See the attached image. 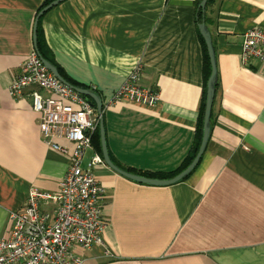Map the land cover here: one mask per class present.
I'll return each instance as SVG.
<instances>
[{
    "label": "crops",
    "instance_id": "obj_1",
    "mask_svg": "<svg viewBox=\"0 0 264 264\" xmlns=\"http://www.w3.org/2000/svg\"><path fill=\"white\" fill-rule=\"evenodd\" d=\"M196 1L66 0L44 14L45 42L58 66L105 103L108 149L120 168L172 174L193 149L204 96ZM44 2L0 0V240L30 189L56 192L71 160L43 142L39 114L9 91L36 51L33 27ZM205 19L218 82L204 155L167 187L96 166L106 189L109 253L78 250L84 264H264V69L242 58L244 34L264 28V0H211ZM136 69L139 88L158 95L155 105L109 103ZM95 153L86 154L84 168Z\"/></svg>",
    "mask_w": 264,
    "mask_h": 264
},
{
    "label": "built area",
    "instance_id": "obj_2",
    "mask_svg": "<svg viewBox=\"0 0 264 264\" xmlns=\"http://www.w3.org/2000/svg\"><path fill=\"white\" fill-rule=\"evenodd\" d=\"M242 58L246 65L258 61L264 69L263 27L244 34ZM139 77L140 70L136 69L108 98L109 103L129 99L155 105L158 95L140 89ZM9 91L39 114L43 142L54 151L69 153L71 160L56 192L45 193L32 187L23 207L11 213L8 235L0 240V264H84L78 250L87 252L102 247L109 253L102 214L106 189L93 173L96 166L105 163L95 153L87 167L83 166L86 154L94 149L93 137L99 127L96 109L84 96L59 81L36 51L11 79ZM63 140L72 146L71 153L61 145ZM43 204L50 205L52 210L43 211Z\"/></svg>",
    "mask_w": 264,
    "mask_h": 264
},
{
    "label": "water",
    "instance_id": "obj_3",
    "mask_svg": "<svg viewBox=\"0 0 264 264\" xmlns=\"http://www.w3.org/2000/svg\"><path fill=\"white\" fill-rule=\"evenodd\" d=\"M66 0H55L45 9H43L39 15L36 17L34 27H33V43L36 52L38 53L39 57L41 58L45 67L62 83L65 85L73 88L76 90L80 95L84 96L86 100L90 103L92 107H94L97 111L99 116V135H100V145H101V154L103 161L107 167H109L112 171L116 172L117 174L135 182L138 184H143L152 187H167L174 184H177L183 181L187 176H189L198 166L200 160L202 159L204 152L206 150L210 135H211V117L213 106L216 97V85L218 82V71H217V64H216V53L213 46L212 36L207 28L206 22L203 21L198 26L199 34L205 42L209 62L211 66V73L210 77L207 81L206 85V98H205V108H204V119H203V126H202V139L201 143L197 152L196 157L193 159L191 164L182 172L174 176L173 178L169 179H153L147 178L144 176H140L137 174L130 173L128 171L123 170L118 165H116L112 158L110 157L107 139H106V129H105V122H104V110L105 106L101 96L94 91L93 89H81L69 84L59 73L58 69L52 65L50 62L46 61L38 51V24L40 18L50 11L51 9L59 6ZM209 0H202L199 6V9L202 11L203 15L206 14V8Z\"/></svg>",
    "mask_w": 264,
    "mask_h": 264
},
{
    "label": "trees",
    "instance_id": "obj_4",
    "mask_svg": "<svg viewBox=\"0 0 264 264\" xmlns=\"http://www.w3.org/2000/svg\"><path fill=\"white\" fill-rule=\"evenodd\" d=\"M53 1L55 0H45V2L43 3V5L40 7V9L38 10L37 16L39 15V13L45 9L47 6H49ZM202 0H197L195 2V8H196V24L199 25L201 24L203 21L206 22L205 16L203 15L202 11L199 9L200 3ZM211 0H209L210 2ZM44 15L40 18L39 20V24H38V51L40 53V55L48 62H50L52 65H54L60 75L71 85L81 88V89H87V87L79 85L77 83H75L73 80H71L66 74L65 72L58 66V64L56 63L52 52L49 50L46 42H45V38H44V34H43V30H42V20H43ZM198 37L200 40V43L202 45V49H203V55H204V96H203V102L201 105V110H200V117H199V122H198V128H197V133H196V139H195V143L193 146V149L190 153V155L188 156V158L185 160V162L183 163V165L181 166V168L179 170H177L176 172L172 173V174H152V173H141V172H135V171H131V170H127V169H123L125 171L140 175V176H144L147 178H153V179H168V178H172L175 175L179 174L180 172H182L184 169H186L191 162L193 161V159L195 158L200 143H201V139H202V126H203V119H204V108H205V98H206V85H207V81L210 77V73H211V66H210V62H209V57H208V53H207V49H206V45L204 40L202 39V37L199 35L198 33ZM217 86V85H216ZM93 145L95 150L97 151V153L99 155L102 156L101 154V145H100V135H99V127L96 131V133L94 134L93 137ZM113 160V159H112ZM114 162V161H113Z\"/></svg>",
    "mask_w": 264,
    "mask_h": 264
}]
</instances>
